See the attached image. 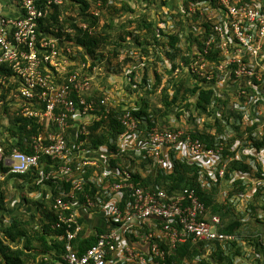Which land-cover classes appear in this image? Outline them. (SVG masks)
<instances>
[{
  "label": "built area",
  "instance_id": "obj_1",
  "mask_svg": "<svg viewBox=\"0 0 264 264\" xmlns=\"http://www.w3.org/2000/svg\"><path fill=\"white\" fill-rule=\"evenodd\" d=\"M112 2L108 0V4ZM60 3L61 0H49L47 7H41L35 0H18V16L0 14V108L8 106L11 116L44 127L43 132L31 137V154L13 150L3 160L0 148V161L9 174L24 175L35 170L42 183L50 181L56 186V193L51 188L48 200L55 215L51 230L58 232L56 239L64 242L62 262L110 264L119 258L115 264H167L166 258L175 246L188 240L194 244L235 241L236 235L220 230L221 218L208 214L194 189L187 187L168 195L159 187H136L133 175L142 161H147V173H170L172 159H184L204 170L216 183L223 180L231 163L245 162L249 172L236 177L243 180L246 192L229 200L240 211L247 207L258 187L264 186V179L249 178L258 173L264 177V149L251 151L252 141L261 140L264 130V0H176L168 1L164 7H153L152 17L163 30L158 42L164 46H159L157 54L169 72L171 62L165 54L174 56L176 63L171 77L164 73L157 93L168 79L190 76L191 83L212 90L214 97L228 96L232 110L240 113L241 119L225 118L224 130L212 148L193 139L190 133L195 127L202 130L204 124H213L220 115L197 116L193 108L196 98L183 102L176 110L182 115L176 117L175 113L166 125L155 123L156 126H148L133 116L139 98L133 104L122 102L124 110L119 122L124 130L109 141L122 155L108 151L106 146L92 151L83 148L90 126L106 120L115 99L111 89L93 83L90 64L81 61L74 44L70 46L64 37H43L38 33L39 20L49 15L52 4ZM82 18L76 17L72 23ZM181 25L184 31H180ZM78 26L87 29L85 23ZM67 33L73 35V30L68 28ZM176 34L180 41L175 47L182 50L178 54L166 45L167 38ZM188 35H192L191 39L185 40ZM60 44L64 45L62 49ZM140 50L132 47L133 67L129 74L133 71L134 76H127L132 88L141 90L143 69L148 66L145 92L154 83L153 69L158 61L155 56L141 55ZM94 88L103 93L98 104L91 100ZM3 92H8L9 97L2 99ZM192 112L194 123L190 121ZM141 123L145 127L139 128ZM255 125L250 134L247 129ZM233 126H239L243 135L237 137ZM124 151L131 154L123 156ZM42 158L47 160L40 162ZM109 158L115 160L113 164ZM209 185L202 182L201 186ZM78 194L82 195L81 202ZM80 208L103 212L108 224L81 254L73 245L83 231ZM126 235L134 238L127 239L129 242L142 249L122 243ZM261 238L264 241L262 235ZM240 239L237 241L242 246Z\"/></svg>",
  "mask_w": 264,
  "mask_h": 264
},
{
  "label": "trees",
  "instance_id": "obj_2",
  "mask_svg": "<svg viewBox=\"0 0 264 264\" xmlns=\"http://www.w3.org/2000/svg\"><path fill=\"white\" fill-rule=\"evenodd\" d=\"M17 3L18 0H12ZM36 4L41 7H47L49 0H35ZM142 7L139 12H136L126 0H113L108 4V0H61L60 4H52L51 12L42 20H39L38 33L45 36H52L54 38H65L64 40L77 47L76 54L81 58V61H88L90 64L89 71L101 65L99 74L95 83L100 87L98 81L102 80V84H106L107 76L104 77L106 72L115 73V69L120 68V64H132L131 56L122 58L125 52H132L131 49L140 47L141 55L155 56L158 62H164L159 56L157 49L161 44L160 38L163 35V30L156 25V21L152 17L153 7H164L168 4L169 0H140ZM11 2V1H9ZM68 2L70 4H68ZM12 3V2H11ZM91 11L97 12V15L90 14ZM83 17L77 23H72L76 17ZM85 23L86 30L79 28L78 23ZM163 23V22H162ZM158 27V28H156ZM73 30V35L67 33V29ZM180 31H184L181 25ZM179 31V32H180ZM72 37L74 39L72 40ZM166 38L168 36H165ZM192 35L185 36V40L191 39ZM163 40V39H162ZM178 34L169 36L166 45L175 54L182 50H178L175 44L179 42ZM71 43V44H70ZM129 45V47H128ZM132 45V46H131ZM81 49V51L79 49ZM149 48H152L151 51ZM107 51L108 54H104ZM106 52V53H107ZM85 57L87 59H85ZM165 58L171 62V71L166 68L162 73L157 72L155 64L153 69L154 83L147 95L158 94L157 90L161 85V80L166 73L171 77L173 69L176 67L174 56L165 54ZM106 62L103 67L102 63ZM116 64V65H115ZM98 68V67H97ZM143 81L140 89L144 90L147 85L148 66L144 67ZM108 73H106L108 75ZM133 78L134 72L128 75ZM190 76L175 80L173 78L166 81L165 86L158 94V102L153 106L150 105L148 100L141 99L138 103V110L133 112V116L139 121H145L148 126H156L155 123L166 125L170 116L176 113L178 108H181L183 102L188 101L190 98H196V103L193 105L194 111L197 116L206 114L215 117L213 124H204L202 130L195 127L190 133L192 138L206 145V147H214L217 142V136L221 134L225 127V118L232 116L235 120H240L241 115L236 110H232L230 98L214 97L213 91L204 89L201 86L191 83ZM103 93L99 89H93L91 100L95 104L103 97ZM8 92H3L1 98H8ZM124 103L118 106L111 107L109 114L105 121L93 123L89 128V136L83 148L86 150H97L102 146H106L108 151L111 150L118 155H122L119 149L114 145H110V140L117 139L118 135L123 132V127L120 125V117L124 110ZM4 115L8 117L6 126L0 125V148L3 151L2 159L9 157L13 150H18L25 154H31V137L44 131V127H39L24 118L11 116L8 114L9 107L2 106L0 108ZM129 109H131L129 107ZM190 115L191 123H194V116ZM182 115V112H177L176 117ZM226 121V120H225ZM139 128L145 127L142 123L138 125ZM236 136L243 135L239 126H233ZM255 127L248 128L251 134ZM215 128V129H214ZM215 130L214 134L211 131ZM69 136V134H68ZM67 136V139L69 137ZM252 152H260L264 149V130L261 140L252 141ZM131 154L129 151H124L123 156ZM251 157V156H250ZM245 158V156H243ZM47 159L42 158L40 162H45ZM115 160L109 158V163L113 164ZM147 161H142L138 166V172L133 175V181L136 187L154 190L156 187L163 189L168 195L179 192L184 188H192L196 191L200 201L204 204L208 214L218 215L222 220L221 231L229 234L236 235L240 242L245 243L251 253L248 254L240 243L237 241H226L222 244L215 243H197L194 244L191 240L183 244L175 246L174 250L167 256V264H238L237 260L243 258H252V264H264V241L259 234L241 235L242 220L246 215H250V219L255 220L258 225L264 227V217L259 216L260 212L264 216V186L258 187L257 191L252 195L247 207L243 211L229 201L233 196L243 195L246 192V185L243 180L236 177V174L243 176L249 172V166L245 162H233L228 166L224 174L223 180H218L213 183L210 176L194 163H189L187 160L172 159V171L166 173L161 170H152L147 173ZM48 171V167H46ZM145 173V176H142ZM250 179L263 180L264 177L261 173ZM44 184L52 187L53 194L56 193L54 184L50 181H43ZM202 182L210 183L209 187H202ZM221 182L226 183V198L223 201L218 200ZM230 182H233L232 184ZM17 186L21 193H32L39 190V175L33 170L24 175L9 174V169L0 161V264H65L62 262L64 254L63 243L56 239L55 233L51 230L55 220V215L51 210L50 202L46 205L36 207V214H29L25 218L18 215H10L8 208V184ZM230 183V184H229ZM61 183L58 182V186ZM88 188L85 192H88ZM25 192V193H26ZM20 193V194H21ZM22 193L21 199L29 204L31 201L28 196ZM79 201L81 202L82 195L78 194ZM7 205V206H6ZM39 205V204H38ZM39 211L46 223L39 225ZM81 223V220H79ZM100 232V231H99ZM101 233V232H100ZM261 234V235H260ZM84 231L80 233L78 238L73 242L74 247L78 253L83 251L95 243V236L83 238ZM251 238V239H249ZM126 239L134 240V238L126 235ZM162 244H160L161 246ZM40 255V256H39ZM41 260L39 262L38 258ZM241 264V262H240Z\"/></svg>",
  "mask_w": 264,
  "mask_h": 264
},
{
  "label": "crops",
  "instance_id": "obj_3",
  "mask_svg": "<svg viewBox=\"0 0 264 264\" xmlns=\"http://www.w3.org/2000/svg\"><path fill=\"white\" fill-rule=\"evenodd\" d=\"M9 1H11L12 3ZM68 4H70V3L68 2ZM0 14L5 15V16H9V17H16L20 14V11L17 9L16 5L13 3L12 0H0ZM60 46L62 49V47L64 45L60 44ZM128 47H129V45H128ZM136 49H137V47H136ZM127 55L130 56V53L125 52L124 56H127ZM120 66L121 67L118 68L117 70L115 69L116 70L115 73L106 72V73H108V75L105 73V75L103 74V76L104 77L107 76V78H109L110 83L117 82L116 80H114V81L111 80L112 75L121 77V78H123V81H124L125 85L127 86L126 90L129 88H132V86L128 82V76L127 75L130 72L129 69H131L133 67V64H132V66H131V63L130 64H120ZM100 87L105 88V87H109V86L101 83ZM110 94H112V97L115 99V106L119 104L120 98L126 97V94H124L123 91L118 92L117 86H114V88H112L110 90ZM137 96H138L137 94L133 95V97L131 98V99H133L132 101H135L138 98ZM39 184H40L39 190L36 192H32V193L28 194L26 192V190H24L26 192V194H28V199L31 201V203L26 204L20 198V196L12 199V201L8 204V208L10 209V215H18L20 217L25 218L29 214H36L37 211L35 210V205H36V207L39 206V210H40L42 207L41 205H43V204L47 205L49 203L48 196L51 193L52 187L44 184V182L42 183L40 179H39ZM11 186L13 187V189L15 191H17L16 193H18L20 195L21 191L17 189V186H14L12 183H11ZM78 213H79V218L81 220V224H82V228H83L85 237H90L93 235L95 236V235L99 234L100 232L105 231L108 228V224L105 220V216H104L103 212H100L97 210L89 211V210H85L83 208H80L78 210ZM37 222H39V225H43L46 223V220L44 219V217L41 216L40 211H39V220H37ZM122 243H125L127 246L137 244V243L129 242L126 238L122 241ZM133 246H135V248L138 250L142 249V247L139 245H133ZM250 253L252 256V250L249 251V254ZM116 257H118V256H116ZM37 258L40 262L41 258L40 257H37ZM118 259L114 258V260H112L110 262V264L117 263Z\"/></svg>",
  "mask_w": 264,
  "mask_h": 264
},
{
  "label": "rangeland",
  "instance_id": "obj_4",
  "mask_svg": "<svg viewBox=\"0 0 264 264\" xmlns=\"http://www.w3.org/2000/svg\"><path fill=\"white\" fill-rule=\"evenodd\" d=\"M126 2H128L130 4V6L136 11V12H139L141 7H142V4H141V1L140 0H126ZM170 3H175L176 0H169ZM152 14H153V11H152ZM107 51H104V54H108V52L106 53ZM122 58H126V56L123 55ZM158 64L156 65L157 66V72L159 73H162L163 70L166 68V64L163 62V63H160V62H157ZM103 67L106 66V62H103L102 63ZM98 67V68H97ZM95 71L92 72L94 74H92V76H94V81L93 83L96 81V79H98L97 76H101L99 73V68H101V65L100 66H97ZM117 70V69H116ZM112 73V72H111ZM111 80L114 81L116 80L117 82L115 83H110L109 81V78L107 79L106 81V84L105 85H108L109 87H106L108 89H112L114 88V86H117V90L118 92H121L123 91L124 94H126V97H122L119 99V103H128V104H133L134 101H132L133 99H131L133 97V95H141L142 93H144L143 95L139 96V100H138V103H140L141 99L143 100H148L149 104L150 105H155L157 102H158V94H154V95H147L146 91L143 92V90H139L138 88H129L126 90V85L123 81V78L121 77H118V76H114L112 75L111 76ZM101 82L102 80H99L98 83L99 85L101 86ZM97 84V83H95ZM118 104V103H117ZM9 114V112H8ZM10 115V114H9ZM7 122H8V117L6 115L3 114L2 110L0 109V125L2 126H6L7 125ZM7 191H8V201H7V204L8 202L10 203L12 201L13 198L15 197H18L20 196L21 198V195L22 193H25V191H23L20 195L18 193H16L17 191H15L13 189V187L11 186V184L9 183L8 186H7ZM226 183L222 182L221 183V186H220V192H219V195H218V200L219 201H223L225 198H226ZM25 195L28 196V194L25 193ZM7 206V205H6ZM259 213V216L261 217H264L260 212ZM250 216V215H249ZM248 215L244 216L243 217V220L241 221L242 223V228H241V235L242 236H245L246 234H248V231L249 230V233L250 234H259V233H263L262 236L264 237V227L262 225H258L255 220L253 219H250ZM248 234V235H250ZM251 239V238H249ZM243 246H245L246 248V251L249 250V247L245 245V243H242ZM238 264H252V258H250V256L247 258H243L242 260H237L236 261Z\"/></svg>",
  "mask_w": 264,
  "mask_h": 264
}]
</instances>
